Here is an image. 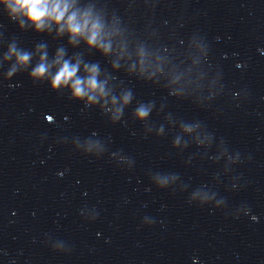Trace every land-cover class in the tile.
I'll list each match as a JSON object with an SVG mask.
<instances>
[{
	"label": "water",
	"instance_id": "obj_1",
	"mask_svg": "<svg viewBox=\"0 0 264 264\" xmlns=\"http://www.w3.org/2000/svg\"><path fill=\"white\" fill-rule=\"evenodd\" d=\"M79 3L109 56L0 3V264H264V0ZM41 44L105 97L34 83L35 60L8 79Z\"/></svg>",
	"mask_w": 264,
	"mask_h": 264
},
{
	"label": "clouds",
	"instance_id": "obj_2",
	"mask_svg": "<svg viewBox=\"0 0 264 264\" xmlns=\"http://www.w3.org/2000/svg\"><path fill=\"white\" fill-rule=\"evenodd\" d=\"M9 9L13 17H20L21 27L25 24L34 29L36 34L55 33L57 40L67 37L69 47L76 49L83 44L88 51H95L102 56H109L112 49L114 30L106 28L102 17L92 7L81 6L79 0H0ZM65 49L60 47L49 60L44 44L35 47L32 52L9 51L6 60L15 61V67L8 73L10 79L17 69L29 70V78L34 83L47 81L52 92L67 89L74 100H87L89 104L105 97V83L99 79L98 65L82 63L77 55L66 59ZM129 97H124L127 104ZM147 110L137 111L139 119L147 116Z\"/></svg>",
	"mask_w": 264,
	"mask_h": 264
}]
</instances>
